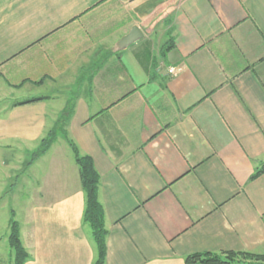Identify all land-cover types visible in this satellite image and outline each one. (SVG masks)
<instances>
[{"label":"crops","instance_id":"crops-1","mask_svg":"<svg viewBox=\"0 0 264 264\" xmlns=\"http://www.w3.org/2000/svg\"><path fill=\"white\" fill-rule=\"evenodd\" d=\"M70 142L100 175L105 264L264 255V0H0V204L28 175L25 264H94Z\"/></svg>","mask_w":264,"mask_h":264},{"label":"trees","instance_id":"trees-1","mask_svg":"<svg viewBox=\"0 0 264 264\" xmlns=\"http://www.w3.org/2000/svg\"><path fill=\"white\" fill-rule=\"evenodd\" d=\"M37 99L27 101L32 102ZM17 103L15 105L25 104ZM66 118L58 121L56 128L48 131L47 135L41 140L38 149L33 152L31 160L26 164L29 166L36 159L45 155L53 143L56 141L61 127L66 122ZM60 127V128H59ZM64 134L65 132L62 131ZM73 149L76 164L79 167L80 180L85 194V208L83 219L91 228L92 236L96 244V258L94 264H105L107 256L106 238L108 231L105 227V213L99 201L98 191L100 185V175L95 168L91 157L81 155L73 142H70ZM264 173V165L260 167L252 176V180ZM8 242L13 253L11 264H25L30 259V254L23 245L21 229L18 221L10 220ZM186 264H264V255L248 252H222V253H196L185 258Z\"/></svg>","mask_w":264,"mask_h":264},{"label":"rangeland","instance_id":"rangeland-1","mask_svg":"<svg viewBox=\"0 0 264 264\" xmlns=\"http://www.w3.org/2000/svg\"><path fill=\"white\" fill-rule=\"evenodd\" d=\"M13 157H16L13 155V152L10 151L9 159L10 161L14 160ZM31 159V158H30ZM10 166L8 168H4L2 170L3 174V181H2V187L8 192L17 182V179L19 175L21 174L20 171H16L20 169L21 163L14 162L13 164L10 163ZM26 166V165H25ZM17 185V184H16ZM19 189L15 192V196H10V199L14 200L15 207H7L6 202H8L9 198H7L6 201H3L0 204V257L7 258L11 255L12 250L10 248L9 242H8V236H9V229H8V219L11 220L14 218V220L17 221L19 219L18 217L15 218V215L13 214V211L11 209H14L18 207V209L26 203V199L31 194V184L29 183L28 175H25L22 177L18 182ZM9 227H10V221H9ZM12 259V258H11Z\"/></svg>","mask_w":264,"mask_h":264},{"label":"water","instance_id":"water-1","mask_svg":"<svg viewBox=\"0 0 264 264\" xmlns=\"http://www.w3.org/2000/svg\"><path fill=\"white\" fill-rule=\"evenodd\" d=\"M143 35L141 34L140 30L135 27L131 33L129 35H127L125 38H123L120 42V47L124 48L132 43H134L135 41L139 40L140 38H142Z\"/></svg>","mask_w":264,"mask_h":264},{"label":"built area","instance_id":"built-area-1","mask_svg":"<svg viewBox=\"0 0 264 264\" xmlns=\"http://www.w3.org/2000/svg\"><path fill=\"white\" fill-rule=\"evenodd\" d=\"M170 73H175V70L174 69L170 70Z\"/></svg>","mask_w":264,"mask_h":264}]
</instances>
